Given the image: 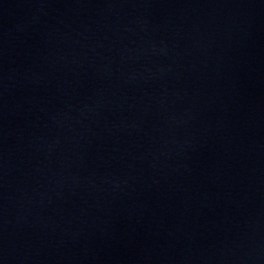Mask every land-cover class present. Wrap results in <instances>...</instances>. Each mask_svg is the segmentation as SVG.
Returning a JSON list of instances; mask_svg holds the SVG:
<instances>
[{
	"label": "water",
	"instance_id": "water-1",
	"mask_svg": "<svg viewBox=\"0 0 264 264\" xmlns=\"http://www.w3.org/2000/svg\"><path fill=\"white\" fill-rule=\"evenodd\" d=\"M0 264H264V0H0Z\"/></svg>",
	"mask_w": 264,
	"mask_h": 264
}]
</instances>
